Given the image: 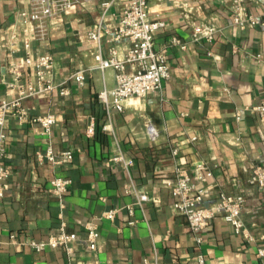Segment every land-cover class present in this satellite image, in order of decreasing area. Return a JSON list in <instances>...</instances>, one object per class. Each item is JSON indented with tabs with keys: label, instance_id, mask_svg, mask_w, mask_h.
Wrapping results in <instances>:
<instances>
[{
	"label": "crops",
	"instance_id": "1",
	"mask_svg": "<svg viewBox=\"0 0 264 264\" xmlns=\"http://www.w3.org/2000/svg\"><path fill=\"white\" fill-rule=\"evenodd\" d=\"M125 0L112 5L104 20L110 32L102 38V51L115 47L122 57L126 39H113V31ZM252 15L264 13V0H242ZM153 19L166 22L154 39L156 51L167 56L171 76L160 90L144 98L133 97L123 112L109 111L99 92L116 85L115 69L96 68L95 43L86 31L101 20L100 0H85L53 17L46 34L31 42L30 54L48 53L54 58L52 78L67 87L68 95L44 91L23 99L31 119L54 113L51 142L57 152L73 150L74 158L59 165L39 161L49 139L34 120L20 123L8 117L4 162L10 168V188L0 198V264H197L202 252L206 264H263L256 248L264 245V194L249 182L253 169L264 165V117L249 108L264 104V26L244 29L233 24V0H147ZM30 0H0V102L17 96L9 86L11 62L28 55L23 43V11ZM222 28L211 42H194L196 26ZM186 48L172 43L173 38ZM86 69V81L70 79ZM129 70H132L129 68ZM35 80L34 73L24 76ZM237 114L240 117H237ZM93 122L95 134L86 135ZM110 123L114 135L104 130ZM152 126L156 139L149 135ZM119 143L135 160L129 173L110 162ZM176 149L177 153L173 154ZM204 161L212 175L194 178L196 187L213 186L204 198L212 205L218 191L242 195L241 217L258 239L247 242L221 216L208 221L199 247L187 220L174 207L171 184L176 167L193 173ZM54 176L72 179L63 202L50 190ZM130 177L150 200L143 208L135 195L126 193ZM134 205V215L127 205ZM118 207L114 221H99L100 241L94 254L79 240L71 255L61 249L37 252L19 240L45 239L66 224L69 231L85 235L87 220ZM137 222L129 225L130 219Z\"/></svg>",
	"mask_w": 264,
	"mask_h": 264
},
{
	"label": "built area",
	"instance_id": "2",
	"mask_svg": "<svg viewBox=\"0 0 264 264\" xmlns=\"http://www.w3.org/2000/svg\"><path fill=\"white\" fill-rule=\"evenodd\" d=\"M83 1L85 0H30L29 10L21 13L24 21L23 43L28 55L22 60L9 64L8 71L12 79L8 84L13 89H16L17 96L0 102V198L10 188L8 180L11 170L4 162L7 140L5 124L8 117L13 116L20 123L29 120L38 122L42 133L49 139V145L46 150L37 152L39 161L47 160L56 166L74 158L73 150L57 152L51 142L53 127L57 123V116L54 113H48L31 119L28 111L23 107L22 101L27 97L44 91H58L60 95H68L70 93L67 87L58 85L53 81V56L44 53L33 57L29 51L31 42L42 38L46 34L47 24L53 17L68 12ZM117 1L100 0L101 20L95 27L86 31L85 38L96 44V68L104 70L111 67L115 69L116 85L113 89L100 91L98 95L100 100L105 103L109 111L123 112L133 97L144 98L149 93L160 90L163 81L170 78L171 71L165 53L156 51L154 48L155 35L165 27L166 22L162 19H153L151 17L147 0H125L118 15V22L112 36L115 40L126 39L128 41L125 54L119 57L117 49L113 46L109 48L108 56L103 54L102 38L106 33L110 32V25L105 22L104 18ZM232 10V22L234 25L242 29L248 26H264V13L259 16L249 14L242 0H233ZM220 31H222V28L215 25H199L194 28L191 40L194 42L203 40L211 42ZM172 43L179 45L181 48L187 47V43L175 37L172 39ZM129 68L132 70H129ZM31 72L34 73V81L24 78L25 75ZM70 79L79 85H84L86 69L74 71L70 75ZM249 109L258 112L261 117H264V104L256 105ZM237 117L239 118L240 115L237 114ZM104 130L111 132L113 135L115 133L110 123L104 125ZM148 131L150 137L153 140L156 139L158 133L151 125L148 127ZM94 134L95 125L91 122L87 127L86 135L93 137ZM172 152L173 154L177 153L176 149ZM110 162L120 164L129 173L135 160L126 156L119 143H117V149ZM210 175H212V171L204 161L195 164L193 173L178 166L175 169V181L170 187L175 210L187 220L189 230L193 233L197 245L201 247L204 241L203 230L206 223L216 216H221L226 222L231 224L235 233L242 236L247 242H258V239L245 225L241 217L244 205V197L242 195L220 190L212 205L204 204V198L213 190V186L208 185L198 189L194 178L202 179L204 176ZM249 182L257 185L264 194V165L254 167ZM71 184L72 179L70 177L54 176L50 180V190L63 202ZM124 190L126 193L135 195L136 204L141 208L150 200L147 193L137 189L135 181L131 177L129 182L124 185ZM126 209L130 216L134 215V205H127ZM119 212L120 208L114 207L104 211L100 216L87 220L84 224L85 235L83 237L75 231H69L66 224L62 223L57 231L45 239L19 240L17 235L12 233L10 234V240L16 245L27 244L37 252L61 248L68 255L74 252L76 243L81 240L87 249L96 254L101 236L99 221L103 219L114 221ZM136 222L132 218L128 221V224L134 225ZM263 240L264 235L260 238V241ZM256 256L264 264L263 244L256 248ZM197 264H206V257L201 251L197 254Z\"/></svg>",
	"mask_w": 264,
	"mask_h": 264
}]
</instances>
